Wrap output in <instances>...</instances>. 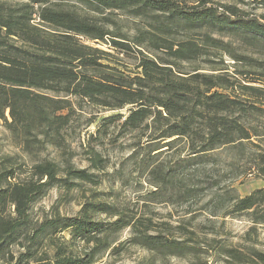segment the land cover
Here are the masks:
<instances>
[{
    "label": "trees",
    "instance_id": "1",
    "mask_svg": "<svg viewBox=\"0 0 264 264\" xmlns=\"http://www.w3.org/2000/svg\"><path fill=\"white\" fill-rule=\"evenodd\" d=\"M65 3L95 14L125 12L143 19L145 27L137 29L129 44L125 35L63 8ZM251 4L263 12L253 13ZM214 34L239 37L264 50V0H0V120L26 152L51 146L62 158L61 163L34 162L24 178L14 167L0 169V264H94L109 249L114 232L127 227L132 242L150 252L178 255L190 246L150 233L149 220H135L100 199L84 202L75 216L56 211L33 220L30 209L52 185L71 190L83 182L97 183L92 172L75 167L72 152L65 149L62 129L71 119L70 97L116 110L107 121L121 119L123 130L147 125V120L157 123L158 137L167 140L163 146L184 140V163L202 162L215 149L262 134L251 117L264 118V65L259 63L261 71L251 81L250 72L241 71L246 83L229 76L219 66L221 55L231 54L229 44ZM80 37L110 44L124 54L125 63L115 65L105 51ZM208 55L212 57L203 60L209 72L182 65ZM232 56L248 64L254 60ZM89 154L92 167L101 169L102 157L93 149ZM255 166L264 178L263 153ZM158 180L156 186L164 184V177ZM261 204L264 187L231 199L228 208L250 212L256 224L264 222ZM63 231L69 238L57 244L53 238ZM44 243L52 246L51 253L42 251ZM78 243L83 249H77ZM13 245L24 250L14 256ZM217 253L228 264H264V252L253 246L220 244Z\"/></svg>",
    "mask_w": 264,
    "mask_h": 264
},
{
    "label": "rangeland",
    "instance_id": "2",
    "mask_svg": "<svg viewBox=\"0 0 264 264\" xmlns=\"http://www.w3.org/2000/svg\"><path fill=\"white\" fill-rule=\"evenodd\" d=\"M61 6L88 15L114 33L125 35L124 41L129 44L137 29L145 27L143 19L125 12L95 14L85 11L77 3ZM251 8L255 14L263 12L257 5L251 4ZM183 35L176 37L182 38ZM213 37L228 43L232 55L258 61L250 60L251 66L246 59L237 61L231 54L221 55L223 63L219 66L226 68L229 76L246 83L244 74L240 72L249 71L247 79L254 80L261 71L259 63L264 65V50L239 37L215 34ZM80 38L86 44L105 51L115 65L121 67L117 62L125 63L124 54L110 44ZM144 52L154 53L150 50ZM209 57L212 56H203L197 62H183L182 65L186 70L198 65L202 71L209 72V66L203 60ZM249 83L260 85L258 82ZM235 90L236 93L242 91L238 86ZM70 99L73 104L70 123L62 129L65 149L72 152L71 160L75 167L92 172L97 183L83 182L71 190L58 184L50 186L32 204L30 214L33 220H41L56 211L63 216H75L84 202L100 199L118 206L135 220H149L153 227L150 233L190 245L181 249L178 255L150 252L132 242V232L127 227L114 232L109 249L94 264H228L225 260L228 258L217 253L220 244L238 248L253 246L264 252V222L254 224L250 212L236 213L228 208L231 199L244 197L264 187V178L257 173L255 166L259 153L264 154V118L251 117L252 124L261 127L259 136L215 149L202 162L184 163L187 158L184 140L176 139L171 145L163 146L167 140L158 137L160 128L157 123L147 120V125L123 130L121 119L107 121L110 120L107 117L118 113L116 110L79 97ZM126 112L124 109L120 113ZM155 148L158 149L153 150ZM92 149L102 157L101 169L92 167L89 154ZM44 158L59 163L62 160L59 151L51 146L41 151L26 152L12 139L0 120V169L14 167L19 178H24L26 168ZM162 177L164 184L156 186L158 178ZM259 213L264 214V204L259 206ZM99 218L103 219L104 215H99ZM68 238V233L63 231L53 241L58 244ZM76 246L83 249L81 243ZM41 248L52 252L49 243H44ZM23 250L18 245L11 247L14 256Z\"/></svg>",
    "mask_w": 264,
    "mask_h": 264
}]
</instances>
